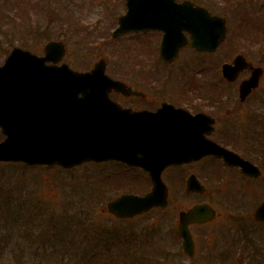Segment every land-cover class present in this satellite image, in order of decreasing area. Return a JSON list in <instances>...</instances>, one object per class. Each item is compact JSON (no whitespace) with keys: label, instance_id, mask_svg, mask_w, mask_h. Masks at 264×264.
<instances>
[{"label":"rangeland","instance_id":"374dc122","mask_svg":"<svg viewBox=\"0 0 264 264\" xmlns=\"http://www.w3.org/2000/svg\"><path fill=\"white\" fill-rule=\"evenodd\" d=\"M196 1L224 15L229 24L228 37L221 52L207 59V63H212L210 67L213 75L218 62L217 67L221 62H230L236 54H244L248 59H256L258 54H264L263 0H240L238 3L236 0ZM20 2L17 6L13 1L0 0V26L9 22L10 17H16L14 22L19 20L15 26L16 32L5 28L6 39L0 38L2 55L13 46L41 55L45 42L50 39L60 40L67 47L62 62L70 68L87 71L102 56L108 62L106 72L112 75V70L118 69L114 68L116 61L124 63L131 48L137 55L146 53V50L140 52L143 46L151 50V44L142 45L138 39L134 40L130 36L111 40L110 34L117 25L116 19L125 12L124 0H43L48 3L50 11L43 9L47 4H40V0ZM258 16L262 17V21H257L255 17ZM247 19L252 22L248 28L244 24ZM105 38L111 40L108 45ZM190 57L189 53H185L182 62L179 61L180 65L185 60H192L193 64L197 62V59ZM0 61L3 62L2 56ZM192 66L188 64L187 69ZM211 76L209 73L207 77L196 74V79L198 84L209 85L214 80ZM246 77L247 74H243L240 80ZM238 82L225 85L227 105L233 100L234 93L236 95ZM191 95L194 96V93ZM253 102L260 103L253 110V122L256 125L261 123L259 127L263 130L264 78L253 94L250 103ZM247 105L239 108L249 116L250 107ZM231 107L230 103L228 109ZM241 118L243 116L231 112L232 121L225 122L222 128L226 135L251 132H244L247 122H240ZM237 139L236 145L239 147L251 143L244 141L247 137ZM111 170L109 164L93 163L68 171L56 167L24 169L20 164H0V264H111L107 257H114L126 264L132 258L142 255L144 259L154 260L156 264H188L186 257L180 253V243L175 235H165L170 232V228L163 231L169 259L163 258L162 262L158 260V230L151 224L152 217L122 224H116V221L114 225H120L112 226L113 221L101 209L114 195L115 183L122 180L115 178L113 182L115 175H111ZM127 174L130 176L126 178L127 181L134 183L135 187H145L143 178ZM129 238L134 241L132 246H128L131 242ZM148 243L151 246H146ZM120 249L125 250L115 253Z\"/></svg>","mask_w":264,"mask_h":264},{"label":"water","instance_id":"95a60500","mask_svg":"<svg viewBox=\"0 0 264 264\" xmlns=\"http://www.w3.org/2000/svg\"><path fill=\"white\" fill-rule=\"evenodd\" d=\"M126 5L128 11L119 19L114 38L131 30L150 29L147 26L152 20H147V14H157L166 8L175 12L177 7L173 0H127ZM185 13L183 20L175 19L180 26L172 29L179 32L186 26L194 27L199 33L194 35V47L214 51L225 38V21L198 8H189ZM169 27L172 26L154 28L169 31ZM174 46L180 45L172 35L165 38L161 55L171 59L175 52L170 50ZM64 52L60 42L45 45L43 58L14 49L0 68V129L5 135L0 142V162L70 169L85 162L115 160L141 167L149 172L151 192L142 197L122 195L106 205L107 213L116 218H132L152 207L165 205L166 190L160 180L165 166L210 153L226 160L237 157L202 139L198 127L207 119L212 124L207 116L192 117L170 106L156 113L131 112L111 102L108 94L112 89L126 95L131 90L105 75L103 61L95 64L89 73L72 71L66 65H45V62H59ZM248 68L251 65L239 56L232 64L222 66V74L233 82ZM261 75L262 71L255 69L249 80L241 84V100L258 86ZM240 161L244 169L251 167ZM194 212H190V218ZM255 216L264 221V203ZM180 236L184 254L192 256L190 234L181 228Z\"/></svg>","mask_w":264,"mask_h":264},{"label":"flooded vegetation","instance_id":"af4514ba","mask_svg":"<svg viewBox=\"0 0 264 264\" xmlns=\"http://www.w3.org/2000/svg\"><path fill=\"white\" fill-rule=\"evenodd\" d=\"M184 1L200 5L213 14V11L196 0H175L177 3ZM182 35L188 43L191 42L187 32H182ZM125 36L138 39L142 45L152 46H149L151 50L146 46L142 47L140 52L146 50L144 53L146 57L140 53L138 55L133 53L131 48V52L125 56L124 63H115L114 68L118 69L112 70L111 78L123 82L135 94L126 96L112 91L110 98L122 108L134 112L142 110L155 112L166 104L175 109L185 110L191 115L206 114L213 118V123L209 125L208 120L202 122L201 130L205 132V137L231 150L259 170L258 176H255L258 173L256 169L249 168L247 172H243L242 167L235 164L236 159L224 160L214 155L172 164L165 167L161 173V180L167 190L166 205L152 208L148 213L127 221L143 217L153 218L151 224L158 230V260L161 262L163 258L169 259L163 231L170 228V232H166L165 235L173 233L181 245L179 228L185 227L191 234L194 244L193 256L186 258L188 264H264V221L255 217L258 207L264 202V151L257 149V144H254L257 140L255 132L246 126L252 123L255 116L253 110L260 103H250L253 97L251 94L240 104L236 90V95L233 92L234 97L230 103L233 105L236 103L237 107L227 108L224 95L226 83L220 80L219 76L222 63L219 67L217 66L220 62L215 66L214 75L210 67L212 63H207L209 57L221 52L223 43L214 53L196 52L187 44L172 63H166L159 56L162 31L131 32ZM185 53H189L190 58L197 59V62L193 64L192 60L188 62L185 60L180 65ZM254 61L255 63L250 61L253 66L264 70V54H258ZM188 64L193 66L187 69ZM208 73L214 78L215 86H212V91L211 83L198 84L196 79V74L207 77ZM243 74L248 76L249 72L245 71ZM247 104L251 111L248 110L249 116L239 108ZM231 112L243 116L239 120L248 122L244 125V132L251 131L250 133L238 134L231 136L232 138L225 134L223 124L232 121ZM258 124L254 126L256 131ZM236 138H244V141L251 143L249 146L239 147L233 144L238 140ZM111 164L113 174L120 170L125 176L121 178V182L115 183L116 186L122 190L135 187L134 183L126 179L130 177L127 174L129 173L143 178L145 187H136L141 190L140 195L150 191L151 182L147 172L118 162ZM115 178L117 177H113V182ZM194 208H198V211L191 220L188 217L181 220L182 214H187ZM153 264L156 262L153 261Z\"/></svg>","mask_w":264,"mask_h":264},{"label":"trees","instance_id":"16d2710c","mask_svg":"<svg viewBox=\"0 0 264 264\" xmlns=\"http://www.w3.org/2000/svg\"><path fill=\"white\" fill-rule=\"evenodd\" d=\"M91 193H92V195H94V193H95V192H94V190H93V189H92ZM100 197H101V196H100Z\"/></svg>","mask_w":264,"mask_h":264}]
</instances>
